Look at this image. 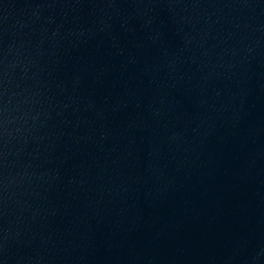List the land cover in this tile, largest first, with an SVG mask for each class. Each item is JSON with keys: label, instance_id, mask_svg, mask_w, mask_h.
<instances>
[{"label": "water", "instance_id": "water-1", "mask_svg": "<svg viewBox=\"0 0 264 264\" xmlns=\"http://www.w3.org/2000/svg\"><path fill=\"white\" fill-rule=\"evenodd\" d=\"M0 264H264V0H0Z\"/></svg>", "mask_w": 264, "mask_h": 264}]
</instances>
